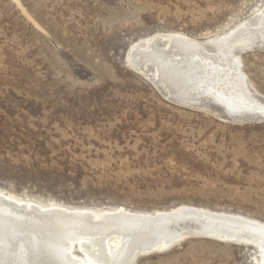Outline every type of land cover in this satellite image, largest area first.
<instances>
[{"label": "rangeland", "instance_id": "1", "mask_svg": "<svg viewBox=\"0 0 264 264\" xmlns=\"http://www.w3.org/2000/svg\"><path fill=\"white\" fill-rule=\"evenodd\" d=\"M263 6L0 0V194L96 212L188 205L264 223V120L181 106L131 65L140 41L181 34L210 45ZM238 57L264 99V50ZM190 235L131 264H262L254 245ZM72 253L85 257L79 243Z\"/></svg>", "mask_w": 264, "mask_h": 264}, {"label": "bare ground", "instance_id": "2", "mask_svg": "<svg viewBox=\"0 0 264 264\" xmlns=\"http://www.w3.org/2000/svg\"><path fill=\"white\" fill-rule=\"evenodd\" d=\"M210 43L181 34L150 38L134 45L131 65L157 78L181 106L233 121L264 120V99L252 94L238 57L264 50V6ZM191 233L254 245L264 264V223L238 214L188 205L154 215L125 208H44L0 194V264H131L133 257L163 251ZM74 243L85 257L72 253Z\"/></svg>", "mask_w": 264, "mask_h": 264}]
</instances>
